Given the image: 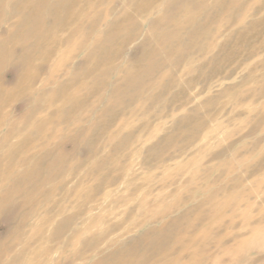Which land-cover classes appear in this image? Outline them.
I'll use <instances>...</instances> for the list:
<instances>
[{"label": "rangeland", "instance_id": "obj_1", "mask_svg": "<svg viewBox=\"0 0 264 264\" xmlns=\"http://www.w3.org/2000/svg\"><path fill=\"white\" fill-rule=\"evenodd\" d=\"M17 1L0 0L2 27ZM216 1L221 6L212 10ZM110 2L113 14H86L88 19L98 16L99 34L125 10L131 21H116L114 29L125 28L114 39L130 32L132 19L142 30L114 59L116 70L107 75L108 86H99L101 78H84L79 81L82 91L54 102L53 85L45 95L15 97L2 110L15 126L37 103L48 114L40 111L36 118L50 117L42 132L66 111L80 112L79 121L67 119L55 129L60 133L49 145L55 161L36 164L31 176L15 175L5 166L8 155L18 158L37 151L35 139L17 152L12 146L16 138L0 146L1 171L12 173L0 184V257L10 248L0 258L2 264H103L111 243L114 249L123 244L128 250L146 238L149 245L140 255H151L165 239L176 240L177 264H264V0H160L142 16L130 6L135 2L136 8L139 0H107L100 9ZM196 2L203 8L200 14ZM207 16L211 19L205 24ZM162 17L180 22V28L185 23L184 30L176 35V26L161 29L157 21ZM16 20L18 16L9 22ZM21 22L31 23L25 18ZM196 23L219 32L208 38L189 34ZM147 36L152 48L157 39L170 42L181 36L170 53L177 65L159 71L150 90L145 72L125 80V68L140 57ZM86 52L72 60L71 70H78L75 64ZM13 59L15 64L0 67V86L6 89L21 72L19 57ZM51 60L39 71L36 87L64 61L57 56ZM29 128L22 126L24 138L41 133ZM12 130L4 126L0 137ZM22 163L10 165L26 172ZM24 178L30 181L26 192L19 184ZM173 219L176 229L170 228ZM68 222L62 235L53 238ZM161 224L169 227L163 238H156L150 233ZM162 261L155 257L148 264Z\"/></svg>", "mask_w": 264, "mask_h": 264}, {"label": "bare ground", "instance_id": "obj_2", "mask_svg": "<svg viewBox=\"0 0 264 264\" xmlns=\"http://www.w3.org/2000/svg\"><path fill=\"white\" fill-rule=\"evenodd\" d=\"M105 1L107 0H68L64 3H60L53 0H18L17 3L10 6V13L3 18L2 23L5 25V27H2L0 22V32L4 35L3 38H0V67L7 66L9 64H15V61L13 59L14 55H17V58L19 57L17 62L21 66V72L12 88L6 89L3 85L0 86V129H2L4 126L9 131L13 129L9 134L0 137V146L8 145L9 143H11L10 141L13 138L18 139L15 144L12 143L14 149L13 152H17L16 150L24 148L25 143L27 145L31 144L33 139H35V143L39 144V149L37 151L34 150L32 153L29 152L27 155L24 154L23 156H20L18 158H16L17 155H8V158H10V163L5 167L9 171H12L13 174L18 176L23 175L26 177L31 176V173L34 171L36 164L39 165L42 163L44 165V163H46V161L49 159L55 161L52 150L49 149V145L51 144L52 140H54L60 133L55 131V129H57V127L59 128V126L66 122L67 119L79 121L78 115L80 112L73 115V112L66 111V114L63 118H60L61 115L57 117L55 123H53V128H50L49 131L45 130L46 132H42V128L45 127V125L48 123L50 118L49 116L51 115L46 116L49 117L47 119L39 120L36 118V114L40 111L48 114L47 109L41 108V106L36 103L34 107L32 106L29 108L27 114L24 117V120L19 123L17 122L14 126L13 123H8V120L4 118L6 114L2 112L3 108L5 106H8L7 103H9V101L11 100H14L15 97L19 98L23 96L45 95L49 88H54L53 85L56 87L53 93V95H55L53 96L55 102L58 99L68 95L69 93L71 94L74 90L77 92L82 91V86L81 84H79V81L84 78H89L90 81L101 78L102 81L99 83V86L107 87V75L110 71L116 70V67H113L116 66L113 62L114 59L118 57L123 51H125L126 48L138 37L139 33L141 32L142 25H135L133 23L134 20L132 19V22L129 23L131 27L130 32L125 34L126 36H117L114 39L116 32L123 31L125 28L123 24L119 28L114 29L116 26V21L118 19L127 17V10H125L124 14L122 13V17L119 16L118 18V16H116V18L109 20L106 24V28H104L99 34L97 31L99 25L98 16L97 18H95L96 16H93V18L88 19V16H86V14L96 13L95 15H97L100 13L102 17L113 14V2L107 4L108 6L104 10L100 9ZM139 1H141V3L138 4L136 8H134L135 2H133L130 6H132V8L137 11L136 13L138 16H142L146 14L160 0ZM173 4L171 5L173 6ZM200 5L201 3L199 2H196L194 4V8H196L197 10L200 9L199 14L203 12V8L201 10ZM220 6L216 1L214 5L211 6V9L214 10ZM215 11L211 12V18ZM15 16H18L20 20H16L10 23L9 21L11 20V18ZM58 16H60V19H58ZM23 18L30 20L31 23L25 26V24L21 22ZM211 18L210 16H207L205 19V24ZM105 21L106 19L103 18L102 23ZM125 21L131 20H128L127 17V20ZM157 22L161 29L165 27H171L172 29L170 31H173V26H176V35L177 32L181 33L184 30L183 24L185 23H182L183 28H180L178 26L180 22L171 21V19L168 17H162ZM191 27L192 29H190L189 34H193L195 36L202 35L205 38H208L211 32L212 36L214 32L216 34L219 32V29H216V31L214 32H209L208 30L203 29V23H196ZM53 31L56 33V35L52 33ZM175 39L176 40L170 42H168V40L164 38L157 39L155 43H152V45L156 44V46L152 48L150 47L152 39L147 36L143 41V50L140 57L134 63L127 65L128 67L125 68L126 83L130 82L129 80H134L139 77L141 78L143 75L142 73L145 72L146 76L144 77H146V80H144V78L142 80L146 82V89L150 90V86L154 88V76L159 71L166 68L168 65H177V58H172L170 56V53L175 50L177 41L181 39V36L178 39L176 36ZM161 47L163 48V50L161 49ZM62 48L63 50L61 51L60 49ZM81 51L87 52L85 56L81 57V60L77 62V64H75V67H78V70H71L70 65L72 60L76 56L77 58H79L78 54ZM161 52L162 54L165 53L167 57L161 58ZM56 56L61 57V59L64 60L62 62L63 65L61 67L52 69V71L50 70L47 80L43 81L41 86L36 87L35 84L38 81L39 71L44 66L49 67V63L52 61L51 59ZM100 63L103 67H105V69H98L101 65ZM65 65L68 66L69 70H65V68H63ZM139 66H142V68H140V71L137 70V67ZM57 69H60L61 71L58 73H54L55 71H57ZM61 78L63 79L62 81ZM117 78L118 74L116 76V79ZM155 86L157 87L158 85L155 83ZM76 107L77 111H81V105H77ZM63 110L64 109H61L59 113H62ZM22 126H25L27 128H29L30 126H34V129L36 128V131H40L41 133H37V135L31 136V139L24 138L21 133ZM29 129L34 132V129ZM78 134H80V132ZM0 161L2 160L0 159ZM12 161H19L21 163L23 162L22 165H27L28 170H26V172H19L14 170L13 168H11L12 165H10ZM1 168L2 167L0 163V184H2V182H8L9 177H11L9 175L12 174H3ZM29 182L30 181L26 180V178L19 182V184H22V191L26 192L28 190H25L26 187L24 186L25 184L27 186ZM13 185H11L9 188H5V190L13 188ZM29 185H33V183H30ZM2 187L3 186H1L0 189ZM171 224L173 225H170V228L176 229L177 219H173ZM68 225L69 222L65 223V226L63 225L62 228H58V233L54 234L53 238L61 236ZM161 225V227L152 230L150 234L154 232V234H156V238H163V232L165 233L167 231L166 228H168L169 226L166 224ZM21 232L22 231L20 230V233ZM104 234H106V232H104ZM145 235L147 234L145 233L141 237L142 241ZM147 241L148 239L146 238L142 242V245L140 247H128V250L125 249L126 247L123 244L122 247L124 248L118 249L119 246H117L115 248L117 250H115V244L111 243L109 245L112 248L110 251V255H107L108 257H102L103 259L100 260V263L104 262L106 264L107 261L109 263L110 261H113L112 264H148L150 262V259L155 257H162L163 261L161 264L178 263L177 248L175 249V243H177L175 242L176 240L172 241V243H166L164 242L167 241L165 239L161 246L157 245V249L154 250L151 255H140L139 253H142L149 245ZM153 241L154 239L152 240V242ZM95 247H99V243L96 244ZM9 251L10 248L6 247V250L2 253L0 258L4 257V255ZM98 252L100 253L101 250H99ZM79 257L80 255L76 256V259ZM100 257L101 256H99V258ZM97 262H99V259ZM0 264H2V260H0Z\"/></svg>", "mask_w": 264, "mask_h": 264}]
</instances>
